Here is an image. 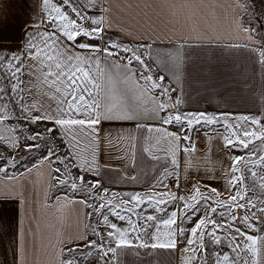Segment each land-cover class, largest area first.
<instances>
[{"label":"snow or ice","instance_id":"6c2138e0","mask_svg":"<svg viewBox=\"0 0 264 264\" xmlns=\"http://www.w3.org/2000/svg\"><path fill=\"white\" fill-rule=\"evenodd\" d=\"M23 4L38 19L29 17V26L22 25L24 35L17 47L0 42V126L10 132L6 136L0 128V173L7 175L16 166L11 153L21 150L20 136L11 133H24L27 126L23 150L47 147L40 163L47 162L54 186L89 193L101 189L92 202L80 201L91 210L85 218L96 219L79 237L60 240V264H80L93 256L111 264L126 249L138 256L143 250L146 257L180 251L183 264H264V110L237 116L183 111L180 85L187 69L186 48L191 45L183 39L170 40L172 49L160 52L153 48L155 41L121 42L114 33L123 29L113 26L109 0H23ZM257 4L264 12V0H236L244 12H255ZM5 22L0 17V23ZM238 28L255 42L254 29L242 18ZM250 51L264 67V47ZM165 71L167 83L160 74ZM12 121L18 127H12ZM127 123L148 134L139 137L143 153L161 160L157 152H163L169 167L143 193L109 195L96 177L114 166L104 163L101 154L136 167L137 137L122 132L113 137L102 125ZM197 133L204 137L202 150L197 148ZM214 150L223 153V161L212 160ZM217 163L222 164L219 171ZM201 165L203 176L196 175ZM182 179L190 183L186 195L177 191L183 190ZM204 179L223 181V190L202 185ZM25 204L21 189L0 188V233L12 236V264H26ZM147 208L159 215L145 214ZM83 249L92 251L71 255Z\"/></svg>","mask_w":264,"mask_h":264},{"label":"crops","instance_id":"0c3cea01","mask_svg":"<svg viewBox=\"0 0 264 264\" xmlns=\"http://www.w3.org/2000/svg\"><path fill=\"white\" fill-rule=\"evenodd\" d=\"M109 2L112 6L114 28L123 29L115 33L127 41L134 44L155 41L153 48L160 52L172 49L173 44L170 40L176 42L183 39L191 45L186 48L187 69L180 85L183 89L182 108L185 111H203L204 106L201 105L204 100H211V95H217V107L212 108L216 113L256 114L263 110L243 108L249 99L254 98L249 95L259 97L264 95V67L255 62L256 57L250 51L252 48L264 47V43L254 32L251 35L255 42L249 41L247 34L238 28L242 18L246 26L253 29L251 24L255 16L251 18L247 16L251 9L247 12L242 11L236 6V0H109ZM0 17L6 18L5 23H0V42L12 48L17 47L19 38L24 35L22 25L25 28L29 26L26 24L29 17L31 20L38 19L29 8L24 7L23 0H0ZM190 37L192 39H189ZM232 44L247 45V48H230L229 45ZM153 55L155 56V52ZM160 74L166 76L167 83L168 73L165 71ZM14 125L15 121H12V127H16L17 124ZM102 127L110 132L120 130L125 135L131 133L137 137L135 149L137 166H131L132 172L128 169L130 165L124 163L117 164L114 168L102 169L98 179L103 181L105 186L117 190L135 188L146 191L164 173L165 167H169L163 160V152H157V155L162 157L161 160H152L143 153L144 142L139 137L148 134L137 131L133 123L104 124ZM0 128H3L2 134L6 136L10 134L7 126ZM11 135L20 136L22 146L21 133ZM121 143L122 146L126 145L123 147L126 150L127 139ZM29 168L32 169L30 172ZM29 168L14 174L0 173V188L15 186L24 192L26 204L22 219L26 233V264H60V240L66 239V229L70 231L71 221L73 224L70 233L73 238L79 237L85 231V226L88 225L85 213L90 209L80 203L82 200L80 197L51 195L54 182L50 180L47 162L43 164L39 162L36 167ZM128 176H136L137 180L132 181ZM166 182L170 185L173 183L171 179ZM133 184L137 187H125ZM63 200L70 203L65 204ZM11 240L10 233H0V264H12ZM151 257L153 255L144 256L143 250L138 256L135 250L126 249L118 258H114L111 264H130V261L142 264ZM169 257L172 261V254Z\"/></svg>","mask_w":264,"mask_h":264},{"label":"rangeland","instance_id":"374dc122","mask_svg":"<svg viewBox=\"0 0 264 264\" xmlns=\"http://www.w3.org/2000/svg\"><path fill=\"white\" fill-rule=\"evenodd\" d=\"M250 15V16H249ZM247 15L248 17H253L255 16V19H254V22L251 24V26L253 27L254 29V34L260 38L263 43H264V19H262V16H263V12L259 6V4H257V9L256 11H250V14ZM260 20H261V23H260ZM110 35H113V33H110ZM114 35H118V36H121L120 34H117V33H114ZM122 37V40L121 42H124V43H132L130 41H127L123 36ZM134 44V43H132ZM6 46H9V45H6ZM175 93H173L174 95ZM175 96V95H174ZM251 97H254L252 99H249V102L244 104L243 108H250V109H263L264 110V95H262V97H259V95H249ZM212 99H207V100H204L203 101V104L201 106H204L203 107V111L204 112H207L209 114H212V113H215V114H220V113H216L212 108H216L217 107V102L218 100H216V97L217 95H211ZM240 102H238L239 104ZM215 104V105H214ZM238 106V105H237ZM183 111H185L183 108H182ZM214 111V112H213ZM233 116H237V115H253V114H232ZM14 123V122H13ZM16 125V123H15ZM14 125V126H15ZM16 127H18V125H16ZM217 128H220L219 125L216 126ZM122 131L118 130V131H114L112 130L111 131V134L113 137H117L118 135H120ZM123 133V132H122ZM28 134V128L27 126H25V129H24V133H21V136H22V139H23V135H26ZM215 135V134H213ZM197 139V148L198 150H202L204 149L205 145H204V137L201 133H197L196 134V137ZM26 142L24 141L23 139V144L21 146V150H19L18 152H14V153H11L12 155H15L16 157V166L14 168H9V171L7 174H14L15 172H19V171H22L24 170L25 168H29L31 166H34L36 167L39 162L41 161L42 159V156L44 154H46L47 152V147H39V148H33L31 151H25L23 150V145L25 144ZM27 143L31 144L32 142L31 141H27ZM38 143L40 145H44L45 144V141L44 140H40L38 141ZM218 144V141L214 140L213 141V145H214V149L216 147V145ZM125 144H123V147L125 148ZM111 151V150H109ZM114 155L115 154H118V153H113ZM237 155H240L242 153L240 152H237L236 153ZM199 155V153H198ZM219 157V159L221 161H223V153H220L218 151H213V153L211 154V158L213 161L217 160V158ZM101 158L103 160V162H107L111 165H113L114 167H116L117 164H121V163H124L123 161L121 160H107V159H104V154L102 153L101 154ZM0 163H3L2 160H0ZM224 165H226V162H224ZM222 164L221 163H217L216 164V170L219 171L220 168H221ZM128 169L129 171L132 172L133 168H131V166H128ZM257 171H259V169H257ZM144 172H142V175H143ZM196 175H200V176H203L204 175V167L203 165H201V171L199 173H197ZM99 177H96V179H98ZM86 179H93V177L90 178V176H86ZM192 182H195L194 180ZM181 184L183 186V190H177L179 191V194H187V188L190 187V183L188 184H185V182L183 181V179L181 180ZM201 184H211L212 187H216L220 190H223L224 188V182L223 181H218V180H207V179H204L201 181ZM125 187H137L136 184H133V185H125ZM101 188H107L109 190V195L111 193H119V194H123V193H129V194H134V193H137V192H140V193H143L145 192L143 189H135V188H127V189H111L107 186L104 185V182L102 181L101 182ZM202 191H205L206 190L202 187L201 188ZM101 191V189H96V190H92L90 193L89 192H85V191H72L70 190L69 188H61L59 186H53V191L51 192V195L52 196H57V195H61V196H65L66 198H77V197H80L82 198V200H88L89 202H92L91 201V197L92 196H95L97 193H99ZM226 195L221 197V199H226ZM107 199V197H106ZM65 201L64 203H70V201H67V200H63ZM96 203H99V201H96ZM169 208H171V205H169ZM91 211V210H90ZM218 211H221V210H218ZM67 214V213H66ZM145 214H155V215H159L158 213H153L152 212V209L151 208H147L146 209V212ZM111 218V217H110ZM216 219L219 220V216H216L215 217ZM95 219L96 217H92L91 220H88V224L90 223H94L95 222ZM118 223H123V222H118ZM72 221L70 222V231L72 230ZM126 226V225H124ZM69 229L67 228L66 229V238L68 237H72L71 233H70ZM90 238H94V237H90ZM89 251H92L90 249H83L82 252L80 253H73L71 255H83V254H86L88 253ZM172 254V261H171V257H169L171 254H164L161 252H157L155 254H153V257L151 258H148L146 259V261L144 262H147V261H151L152 264H183V261H182V256L183 254L180 252V251H175V252H169ZM95 262L94 264H103V261H101L100 259H98L96 256H93V257H90L89 259L87 260H84V261H80V264H89L88 262ZM172 262V263H171ZM137 262L135 261H130V264H136Z\"/></svg>","mask_w":264,"mask_h":264}]
</instances>
